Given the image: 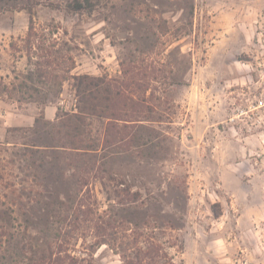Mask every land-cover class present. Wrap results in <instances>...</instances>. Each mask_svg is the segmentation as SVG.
I'll list each match as a JSON object with an SVG mask.
<instances>
[{
  "label": "rangeland",
  "instance_id": "rangeland-1",
  "mask_svg": "<svg viewBox=\"0 0 264 264\" xmlns=\"http://www.w3.org/2000/svg\"><path fill=\"white\" fill-rule=\"evenodd\" d=\"M0 76V264H264V0H0Z\"/></svg>",
  "mask_w": 264,
  "mask_h": 264
},
{
  "label": "trees",
  "instance_id": "trees-1",
  "mask_svg": "<svg viewBox=\"0 0 264 264\" xmlns=\"http://www.w3.org/2000/svg\"><path fill=\"white\" fill-rule=\"evenodd\" d=\"M78 7H81L80 2H76L75 9H78ZM35 35L36 30L34 20L30 16L25 44L27 52H29L32 48L31 39L32 36ZM77 82L78 85L76 90L77 95L80 97L79 104L77 105L76 113H64L66 119L61 121L60 127L65 128V135L70 139L69 143L61 146L64 148L69 147L68 149H71L72 152L85 154L94 151V145L89 143V141L84 138V124L86 116L98 115L102 118H115L114 116H112V114L108 116L106 111L114 107L112 106V102L120 97L121 89L119 88V86L111 88V85L109 83H105V80L101 79L100 77H90L87 75L79 76L77 78ZM101 84H103V86H101ZM9 85L10 84L6 83L0 76V97L3 94L8 95ZM92 88L94 89L92 90ZM95 101H103L104 104L102 106H98ZM41 117L43 118L44 115L41 114ZM38 121L39 119L35 118V122ZM60 130H58V132H60Z\"/></svg>",
  "mask_w": 264,
  "mask_h": 264
},
{
  "label": "crops",
  "instance_id": "crops-1",
  "mask_svg": "<svg viewBox=\"0 0 264 264\" xmlns=\"http://www.w3.org/2000/svg\"><path fill=\"white\" fill-rule=\"evenodd\" d=\"M55 106H51V105H47L42 109V114L44 115V117H46L47 119H53L55 116Z\"/></svg>",
  "mask_w": 264,
  "mask_h": 264
},
{
  "label": "built area",
  "instance_id": "built-area-1",
  "mask_svg": "<svg viewBox=\"0 0 264 264\" xmlns=\"http://www.w3.org/2000/svg\"><path fill=\"white\" fill-rule=\"evenodd\" d=\"M260 106H264L263 100H259V103H258L257 107H260Z\"/></svg>",
  "mask_w": 264,
  "mask_h": 264
}]
</instances>
